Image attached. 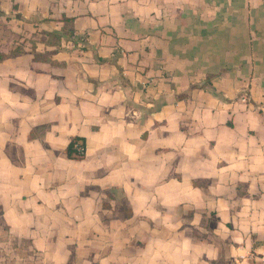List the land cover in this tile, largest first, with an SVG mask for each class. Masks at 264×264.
Returning <instances> with one entry per match:
<instances>
[{
  "label": "crops",
  "instance_id": "0c3cea01",
  "mask_svg": "<svg viewBox=\"0 0 264 264\" xmlns=\"http://www.w3.org/2000/svg\"><path fill=\"white\" fill-rule=\"evenodd\" d=\"M0 264H264V5L0 0Z\"/></svg>",
  "mask_w": 264,
  "mask_h": 264
},
{
  "label": "trees",
  "instance_id": "16d2710c",
  "mask_svg": "<svg viewBox=\"0 0 264 264\" xmlns=\"http://www.w3.org/2000/svg\"><path fill=\"white\" fill-rule=\"evenodd\" d=\"M76 146H82L83 147V143L79 142L78 140H73L67 148L66 151V156L68 159H81L82 156H79L76 152L75 147Z\"/></svg>",
  "mask_w": 264,
  "mask_h": 264
},
{
  "label": "built area",
  "instance_id": "2783aa9c",
  "mask_svg": "<svg viewBox=\"0 0 264 264\" xmlns=\"http://www.w3.org/2000/svg\"><path fill=\"white\" fill-rule=\"evenodd\" d=\"M248 1H259L264 5V0H248ZM75 149H76V152L79 156H83V147L82 146H76Z\"/></svg>",
  "mask_w": 264,
  "mask_h": 264
},
{
  "label": "rangeland",
  "instance_id": "374dc122",
  "mask_svg": "<svg viewBox=\"0 0 264 264\" xmlns=\"http://www.w3.org/2000/svg\"><path fill=\"white\" fill-rule=\"evenodd\" d=\"M259 2V1H258ZM261 5H263L261 2H259Z\"/></svg>",
  "mask_w": 264,
  "mask_h": 264
}]
</instances>
